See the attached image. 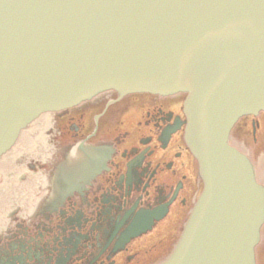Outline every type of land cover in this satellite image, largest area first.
Returning <instances> with one entry per match:
<instances>
[{"label":"water","instance_id":"1","mask_svg":"<svg viewBox=\"0 0 264 264\" xmlns=\"http://www.w3.org/2000/svg\"><path fill=\"white\" fill-rule=\"evenodd\" d=\"M104 90L184 94L202 189L161 264H255L264 187L227 138L264 111V0H0V155Z\"/></svg>","mask_w":264,"mask_h":264},{"label":"flooded vegetation","instance_id":"2","mask_svg":"<svg viewBox=\"0 0 264 264\" xmlns=\"http://www.w3.org/2000/svg\"><path fill=\"white\" fill-rule=\"evenodd\" d=\"M183 98L104 90L29 122L0 156V264H161L202 188ZM228 143L264 187V111Z\"/></svg>","mask_w":264,"mask_h":264},{"label":"rangeland","instance_id":"3","mask_svg":"<svg viewBox=\"0 0 264 264\" xmlns=\"http://www.w3.org/2000/svg\"><path fill=\"white\" fill-rule=\"evenodd\" d=\"M262 240L264 241V224L262 226ZM263 246V245H262ZM259 248V249H258ZM256 249V252L259 254L258 258L260 259V263L264 264V247H259Z\"/></svg>","mask_w":264,"mask_h":264},{"label":"crops","instance_id":"4","mask_svg":"<svg viewBox=\"0 0 264 264\" xmlns=\"http://www.w3.org/2000/svg\"><path fill=\"white\" fill-rule=\"evenodd\" d=\"M256 260H257V264H261V263H260V259H259V258H257Z\"/></svg>","mask_w":264,"mask_h":264}]
</instances>
